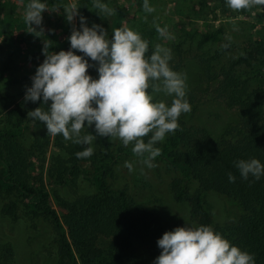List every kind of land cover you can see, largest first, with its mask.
Returning <instances> with one entry per match:
<instances>
[{
  "label": "rangeland",
  "instance_id": "obj_1",
  "mask_svg": "<svg viewBox=\"0 0 264 264\" xmlns=\"http://www.w3.org/2000/svg\"><path fill=\"white\" fill-rule=\"evenodd\" d=\"M131 1L105 0L115 12L112 17L106 16L105 22H97L108 32L109 38L112 36V30L126 27V23L134 17L131 13ZM46 2L50 9L60 11L59 13L49 9L43 11V34L30 32L32 29L24 21L28 0H0V66L2 68L9 66L0 76V130H16L15 144H19L25 155L26 170L32 177L42 175L43 185L49 191L47 197L60 213L63 210L60 207L62 200L93 195L99 189L93 177L94 165L90 164L91 158L98 162L99 154L102 152L97 138L91 145L94 149L93 155L87 157L86 161H77L79 167L70 170L65 179H56L55 172L50 170L53 161L60 157L61 160H68L65 161L67 164H71L69 161L72 159L58 147V143L62 141L67 144L71 140H65L59 134L48 135L44 122L40 121H30V127L23 129L7 115L13 104L5 107L11 100L21 102L25 104V117L29 118L27 112L39 107L41 102H25L24 94L26 87L31 85V76L36 67L44 59L42 53L44 42L50 45L49 52L68 50L70 44L67 37L74 26L79 27V16L74 17V24L69 23L65 19L63 8L71 3L79 6L80 0ZM149 4L155 11L140 12L139 22L143 26L141 36L146 32L149 34L156 24L166 28L170 37L165 38L158 33V38L164 44L174 42L175 39L182 42L183 38L188 36L201 35L203 38L206 32L214 34L215 36L208 40L213 43H207L204 47V49L211 47L213 51L210 54L214 55L216 51L220 53L224 48L227 50L230 48V52L237 54L238 48L242 46L241 39L245 35L264 46V6L253 5L240 14V10L229 8L225 0L224 4H221V0H202V3L201 0H151ZM220 26L223 29L217 33ZM35 27L39 31V26ZM225 44L230 47L227 48ZM15 47L19 50L12 53ZM74 51L82 55L78 50ZM210 54L203 58L208 59ZM176 59L173 61L171 59L169 66L186 77V99L191 104V111L182 113L178 118L179 125L203 128L214 140H218L226 130L239 125L240 120L238 110L226 104L216 93L220 80L216 62L213 59L206 62L191 54L186 55L179 63ZM90 63L95 65L97 62ZM88 72L94 78L98 76L95 67H90ZM159 83L150 82L149 91L152 92L154 100L164 101L170 105L171 96L153 90L152 85ZM255 83L263 84L260 80H256ZM89 131L94 134V126H90L89 130L82 129L81 135L89 134ZM171 134H167L156 146L165 143ZM143 139L147 142L148 137ZM110 146L113 153L119 151V154L110 169L107 168L98 177L103 179V184L109 190L124 188L137 203L154 212L160 218L164 232L177 226H185L186 223L198 227L191 214L189 199L176 198L177 188L184 197L185 194L201 193L204 206L214 223H222L240 214L241 209L233 200L230 201L214 191L205 192L200 189L188 168L174 166L162 156L155 157L152 161L155 166L148 168L143 163V157H137L131 151L133 144L125 147L120 139L110 138ZM126 161L133 164V171L130 172L125 166ZM21 196L14 188L0 187V258L8 264H55L58 257L55 232L47 221L35 219L29 214L27 201ZM139 250H142L141 258L138 256L136 259L140 258L143 263L135 264H152L161 251L158 248L153 253L144 254L141 247Z\"/></svg>",
  "mask_w": 264,
  "mask_h": 264
},
{
  "label": "trees",
  "instance_id": "obj_2",
  "mask_svg": "<svg viewBox=\"0 0 264 264\" xmlns=\"http://www.w3.org/2000/svg\"><path fill=\"white\" fill-rule=\"evenodd\" d=\"M102 2L106 3L105 0ZM143 2L131 1L134 17L126 23V27L139 31V34L143 31L139 22L140 12L144 11ZM221 4H224V0H221ZM97 11L92 0H80L78 13L87 17L88 25L105 22L106 16L101 17ZM239 13H244V9ZM222 29L220 26L217 33ZM214 36L206 32L203 38L201 35L188 36L182 42L175 39L164 44L158 38L156 24L149 34L146 32L141 36L148 41L146 56L154 51L155 45L161 44L171 49L172 61L177 57V63L190 54L206 62L213 59L220 71L216 93L239 112L240 124L226 130L218 140H214L203 128L179 125L159 146V156L174 166L188 168L203 191H214L240 207L238 216L214 223L204 206L201 193L185 194L184 197L178 188L176 190L177 199H189L191 214L198 227H212L231 244L254 254L255 264H264V177L255 180L250 176L244 180L234 167V161L238 159L257 158L264 163V46L245 35L237 54L230 52V45L225 44L229 49L224 46L220 53L216 51L214 55L210 54L213 51L211 47L204 49L207 43H213L208 40ZM18 50L15 47L12 53ZM207 54H210L208 59H204ZM8 67L0 66V76ZM256 80L263 84L255 83ZM9 104L13 106L7 112L8 117L23 129L29 128L31 118L25 117V104L11 100L5 107ZM16 134L14 129L0 130V187L14 188L27 201L29 214L51 225L57 244L55 264L143 263L140 247L144 254L158 249L156 241L164 233L160 218L131 198L126 189L109 190L103 184V179L98 177L107 168L110 169L119 154V151L113 153L109 138L97 137L102 151L100 159L98 162L90 159V164L94 165L93 177L99 186L98 191L73 200H62L60 207L63 210L59 213L47 197L49 191L43 185L42 175L32 177L26 170L25 155L19 144H15ZM58 147L72 157L69 161L71 164L57 157L50 170L55 172L56 179H65L70 170L79 167L77 161L86 159L75 155L84 147L72 141L67 144L60 141ZM229 172L236 177L235 182H229ZM138 256L140 261L136 259ZM0 264L8 263L0 258Z\"/></svg>",
  "mask_w": 264,
  "mask_h": 264
},
{
  "label": "clouds",
  "instance_id": "obj_3",
  "mask_svg": "<svg viewBox=\"0 0 264 264\" xmlns=\"http://www.w3.org/2000/svg\"><path fill=\"white\" fill-rule=\"evenodd\" d=\"M225 2L233 10L264 6V0ZM92 3L101 17L115 12L102 0ZM46 9L60 11L50 9L46 0H28L24 21L32 29L30 32L44 34L42 13ZM143 9L147 13L155 11L149 0H144ZM63 11L66 21L74 24V17L79 14L77 4L71 3ZM35 26H39V31ZM157 32L170 38L166 28L157 26ZM67 39L70 47L59 52H49L50 45L44 42V59L36 67L24 94L25 102L41 103L28 111L27 116L33 122H44L48 135L59 134L85 146L76 152L77 158L93 155L91 145L97 137L118 138L125 147L133 144L131 151L143 157L146 167H154L152 161L161 153L157 143L179 128L182 113L191 111L186 99V77L169 66L171 49L157 44L146 56L148 41L138 32L121 27L109 38L102 25L89 26L82 14L79 27L74 26ZM90 61L97 63L93 65ZM90 67L96 68V78L88 72ZM154 81L160 82L152 85L154 91L172 97L170 105L154 100L149 91L150 82ZM90 126H94V134L89 131L81 135L82 129L89 130ZM146 136L147 142L143 139ZM125 166L133 171L132 163L126 161ZM234 167L244 180L250 176L255 180L264 177V163L257 158L238 159ZM235 179L229 172V182ZM156 243L161 251L152 264H255L254 254L231 244L210 226L192 227L186 223L165 231Z\"/></svg>",
  "mask_w": 264,
  "mask_h": 264
}]
</instances>
